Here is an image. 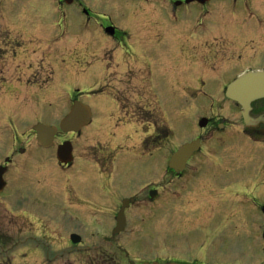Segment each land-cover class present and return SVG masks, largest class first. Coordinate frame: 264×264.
<instances>
[{"label": "flooded vegetation", "instance_id": "1", "mask_svg": "<svg viewBox=\"0 0 264 264\" xmlns=\"http://www.w3.org/2000/svg\"><path fill=\"white\" fill-rule=\"evenodd\" d=\"M220 1L229 2V6L217 7L216 0L190 3L186 0H140L147 6H133L132 19L120 18L126 21L120 24L109 19L101 25V33L106 35L101 43L109 40L113 50L120 52L119 59L113 61L125 69L127 84L133 91L131 99L108 96L107 91L115 83L106 72L112 58L88 61L91 56L86 57L84 89L70 88L71 106L66 114L71 112L76 98L85 106L84 127L80 130L85 134L82 138L84 156L76 153L80 132L64 134L59 130L50 148L45 149L38 144L34 127L42 124L59 128L62 120L55 113L57 109L53 101L59 95V79L53 76L52 71H46L50 83V88H46V80L39 76L43 74V68L37 69L35 61L30 59L34 56L24 55L23 58L29 62L23 60L13 71L18 85L5 82L2 77L6 94L27 88L30 95L34 92L31 99L39 94L47 103L39 111L41 118L30 123V133L12 136L15 146L10 148L9 155L13 159L7 156L5 160L9 161L5 164L13 169L20 156H27L24 153L29 151L28 147L16 149L23 142L43 152L56 149L55 155L50 156V162L53 163L55 158L57 169L52 167L50 173L38 181L42 192L48 193L55 202L58 184L51 173L66 176L65 191L75 213L71 218L76 220L67 219L72 232L59 243L70 249V252L60 255L63 261V256L76 255L79 264H91V255L94 254L113 255L104 257L107 264L132 263L131 259L122 258L117 263L118 258L114 255L140 253L138 243L144 244L145 239H152L160 226H163L165 236L162 246L157 249L163 253L169 251L168 243L175 237L186 235L190 238L189 234L194 233L193 237L206 239L200 250H209L212 256L220 253L264 256V98L252 102L245 118L244 108L226 96L227 88L236 79L250 72L264 71V21L250 9L247 0ZM9 2L12 0H0V9ZM59 3L61 9L64 8L63 0ZM77 3L84 4L75 0L72 5ZM158 4L162 7L155 6ZM192 5L196 6L192 9ZM153 7L163 13L157 17L151 9ZM83 9L84 13L91 14L87 8ZM179 11L182 12L179 14ZM168 14L176 22L174 33L183 34L178 40L173 37L174 43L163 35L168 29L162 20ZM188 15L193 16L196 22L189 23L191 20L185 17ZM212 15L218 16L219 20L229 18L230 21L216 22L211 19ZM148 19L158 25L144 28ZM239 19L242 24L238 23ZM248 22H254V27L245 24ZM10 25L8 27L19 29V23ZM109 28L114 30L108 32ZM141 30L150 31L160 42L144 39ZM12 57L13 54L1 56L0 63L5 66ZM251 61L252 64L247 63ZM26 64L29 69L36 67L37 71L29 82L22 70ZM239 67L243 69L237 70ZM176 70L181 76L168 86L166 79L172 80L170 75ZM171 92L178 95L173 104ZM199 97L207 99L209 104L205 106L195 102ZM13 116L15 119L10 116L7 122L9 127L17 126L15 122L29 125L21 115ZM185 118H188V123L183 125ZM201 120L206 121L205 128L200 127ZM176 132L182 138H177ZM65 142H70L73 150V161L68 165L60 164L56 157L58 147ZM191 143L197 147L177 172L171 168L172 156L182 146ZM7 167L6 172L11 168ZM189 174H194V177L182 183L181 180ZM5 182L6 191L9 181ZM37 212L30 217L33 229L35 223L41 225L48 219L52 227L48 230L46 225H36L37 228L32 230V240L27 242L31 245L29 254L45 252L46 259L50 248H33L32 244L45 238L38 235L40 227L43 228L41 234H50L52 238L49 240L54 241L53 238L58 236L59 216L56 207L47 211L39 208ZM22 217L27 219L26 215ZM3 237L0 235L2 248L5 247ZM222 239L235 246L218 247ZM211 242L214 245L209 249ZM161 262L162 259L157 258L151 264Z\"/></svg>", "mask_w": 264, "mask_h": 264}, {"label": "rangeland", "instance_id": "2", "mask_svg": "<svg viewBox=\"0 0 264 264\" xmlns=\"http://www.w3.org/2000/svg\"><path fill=\"white\" fill-rule=\"evenodd\" d=\"M60 1L61 0H12V2L2 5L3 8L0 9V59H2L1 56L3 55H14V57L10 59L12 61L6 63L5 66L0 63V168L9 167V165H6L9 160H5L7 156L8 159H13V156L9 155L10 148L15 146L12 136L15 134L30 133L32 128L30 127V123H34L36 119H39L40 109L43 105L47 106L46 101L39 94L34 95L35 99H31L34 92L30 95L31 92L27 88L26 90L24 89V91H19V89H17L16 92H11L9 94L5 93L6 90L3 88L4 84L2 83V77L4 76L5 82L18 85L16 83L17 79L13 77L15 76L13 71L15 70L16 64H22L23 60L28 61L27 58H23L24 55L30 57L34 56L30 59L35 61L37 69L43 68V70L41 69L43 74L39 76H42L44 80H46L44 82L46 88H50V86H48L50 83L47 81V70L52 71L53 76L59 79V91L57 92L59 95L56 97L57 99L53 101L54 105H56L55 108L57 111H55V113H57L58 119L65 118L71 106L70 94L72 90L70 88L73 90L79 89V91H83L84 89L86 78L84 67L87 66L84 62L87 56H91L88 61H93L96 58L98 60H111L112 58V63L108 64L110 67H106V72L108 71L110 73V77H113L115 83L111 85V89L109 88L107 95L112 98H115L117 95V97L131 99L130 93L133 91V88L129 89V84H127L124 75L125 69L118 67L119 63H114L115 61H113L119 59L121 54L119 51L113 50L109 40H105L101 43V40L106 38V35L101 33V25L107 23L109 19L117 22V24L125 23L126 21H122L120 18L126 20L132 19L133 6L143 7L147 6V4L140 3V0H101L102 3L99 0H81L84 3L83 5H79L78 3L72 6L65 5L64 8L61 9ZM228 3L227 1L221 3L220 0H216L217 7H228ZM246 4H249L250 9L264 21V0H247ZM155 6L162 7L160 4ZM194 6L196 5L191 6L192 9ZM156 7L151 9L154 11L155 15L159 17V13L163 12L161 9L157 10ZM169 7H171V5H169ZM83 8H87L91 14H85ZM144 9L146 8H141V10ZM181 12L182 11H179L178 13L180 14ZM185 17L191 20L189 23L196 22L191 15ZM211 19L216 22L230 21L229 18L219 20L216 15H212ZM162 21L166 24V28L168 29L165 30L163 35L165 37H170L172 43L176 42L173 37L177 40L183 37V34L177 35L174 33L176 29H173V26L176 22L172 15H166ZM152 22V20L148 19L143 27L152 28L153 25H158ZM14 23H19V29L8 27L11 26L10 24ZM184 23H188V20H184ZM238 23L242 24V21L239 19ZM245 24L254 27L255 23L248 22ZM141 33L144 39H153L155 43L160 42L157 37H153L150 31L141 30ZM167 59L170 61L168 57ZM16 60L17 62L14 63L13 61ZM247 63L252 64L253 62ZM247 63L245 62L244 65L246 66ZM103 66L104 65H102V67ZM36 67L29 69L26 64L25 67L22 68L26 74L24 77L27 82L31 81L32 74L37 72ZM100 69L102 70V68ZM242 69L241 67L237 68V70ZM178 72V70H176L175 73L170 72V74L172 73L170 75L172 80L169 81L166 79L168 86L171 81L173 82L177 77L181 76ZM224 82L225 85L226 81ZM7 85L10 86V84ZM138 86H141V83H139ZM127 90L128 92H125ZM77 91H75V93H77ZM75 93L73 96L76 95ZM177 96L178 95H175L174 92H171L172 104L177 101ZM74 100L75 102L80 101V99L77 98ZM195 102L203 103L205 106L209 104L208 100L203 97H199V101ZM104 109L108 111L107 107ZM13 115L19 117L21 115L29 125L25 126L15 122L17 126H13L12 128L9 127L7 122L10 116L13 120L15 119ZM182 123L183 125L187 124L188 118L182 120ZM176 135L177 138H182L181 135L179 137L178 132H176ZM84 137L85 134L80 131L79 139L76 142V153L80 157L84 156V148L82 146V138ZM19 147H28L29 151L24 153L27 156H20V159H17V165L13 167V169L10 165L11 168L9 167L10 169L5 173V180L7 182L9 181V187L6 192L0 196V235L4 236L3 241L5 243V247H0V264H50V262L55 264H77L79 260L76 255H73V257L68 255L63 256L65 259L64 261L60 256L65 254V252H70L69 248L59 244L62 242L63 238L68 236L69 232H72V225L67 223V219L71 221H73V219L76 220V218H71L75 213L69 204L70 200L67 198V192L65 191L66 187L64 185L66 184V176H61V174L57 172L51 173L54 175L56 184H58L57 199L55 202L50 198L48 193L42 192L41 189L43 188L39 187L38 179L43 175L49 174L52 167L57 169L55 158L53 163L50 162V156L52 154L55 155L56 149L43 152L35 147H33L34 149L30 148V146L26 145L24 142L18 144L16 149ZM193 175L194 174H189L187 178H183L181 182H186V179L194 177ZM159 178H161V176ZM36 204H39V207L36 206ZM54 207H56L57 215L59 216L57 219L58 236L53 238L54 241L49 240L52 238L50 234L43 236L41 234L43 228L40 227V230L37 231L38 235L42 239L45 238L42 241L32 244L33 248L34 246H45L50 248L47 250V253L50 251V254L47 255L48 257H46V259H44L45 252L29 254L31 251L29 247L31 245L27 242L32 240V230L37 228L36 225H46L48 230H51L52 227L51 220L48 219L41 225L35 223V229H33L30 217L32 214L37 215V210L39 208L47 211ZM23 215H26L27 219H23ZM30 230L32 232H30ZM192 234H189L190 238L186 235H182L179 238L175 237L174 240L168 243L170 247L169 251L163 253L162 250L159 251L157 249L162 246L165 236L164 228L160 226L154 231L152 239H145L144 244L138 243L140 253H133V255L130 256H114L118 258L117 263H120L122 259H131L132 263L128 262L127 264H141L143 262L151 264V262L157 258H161L163 261L159 264H239L243 262H264V256L262 255L222 253L215 256L209 255V250L207 252L200 250V245L206 243V239L204 237L197 239L196 236L193 237ZM56 240L58 242L57 245L54 243ZM213 245L214 242H211L208 245L209 249ZM147 246L149 248H147ZM217 246L234 247L235 245L232 242H228L226 239H222V243H218ZM104 257L111 258L113 255L103 256L92 254L90 263L107 264ZM123 263L126 264L125 262Z\"/></svg>", "mask_w": 264, "mask_h": 264}, {"label": "water", "instance_id": "3", "mask_svg": "<svg viewBox=\"0 0 264 264\" xmlns=\"http://www.w3.org/2000/svg\"><path fill=\"white\" fill-rule=\"evenodd\" d=\"M188 2L194 0H187ZM227 97L238 102L244 108V117H248L251 103L259 98L264 97V73H250L236 80L227 89ZM82 105L76 103L73 112L66 117L61 123V129L63 132L78 131L81 126L74 124L77 118L81 116ZM206 122H201V127H205ZM34 131L38 134L39 142L42 146L48 147V140L54 139L57 129L38 125L34 128ZM196 144H187L183 146L171 160V168L177 172L180 166H184L187 160L190 158L192 152L195 150ZM58 158L62 163L68 164L72 161V148L70 143H66L59 147ZM4 171L0 169V191L4 188V182L2 176Z\"/></svg>", "mask_w": 264, "mask_h": 264}]
</instances>
